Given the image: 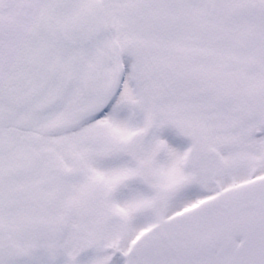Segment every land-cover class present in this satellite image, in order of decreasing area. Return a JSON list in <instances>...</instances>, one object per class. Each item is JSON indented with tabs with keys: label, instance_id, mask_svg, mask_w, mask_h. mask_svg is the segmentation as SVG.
I'll return each instance as SVG.
<instances>
[{
	"label": "snow or ice",
	"instance_id": "1",
	"mask_svg": "<svg viewBox=\"0 0 264 264\" xmlns=\"http://www.w3.org/2000/svg\"><path fill=\"white\" fill-rule=\"evenodd\" d=\"M0 264H264V0H0Z\"/></svg>",
	"mask_w": 264,
	"mask_h": 264
}]
</instances>
